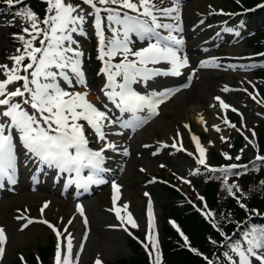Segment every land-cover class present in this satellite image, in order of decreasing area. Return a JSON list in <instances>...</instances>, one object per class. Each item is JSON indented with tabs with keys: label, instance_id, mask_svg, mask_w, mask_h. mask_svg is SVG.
<instances>
[{
	"label": "snow or ice",
	"instance_id": "6c2138e0",
	"mask_svg": "<svg viewBox=\"0 0 264 264\" xmlns=\"http://www.w3.org/2000/svg\"><path fill=\"white\" fill-rule=\"evenodd\" d=\"M4 3L11 9L23 4V0H4ZM44 3L46 9L42 19L27 7L14 13V16L26 25L21 27L23 34H13L14 38L21 42L22 47L16 49L17 54L8 57L12 61L11 66L0 64V74L3 77L0 78V180H6L8 184L13 185L17 182L14 135H18L26 152L36 158L40 164L74 174L68 183L87 190L90 185L106 183L101 175L107 171L103 167L105 161L103 153L106 149L116 151L117 146L107 141L104 129L117 121L89 101L87 92L68 91L58 83L60 79L70 86L73 85L74 82L69 77L71 73L76 78L75 83L85 84L82 70L84 53L79 48V42L74 39V34L87 36L84 27L86 23H90L94 29L98 40L97 58L103 61L100 72L106 76V82L101 91L121 113L130 114V118L123 121L122 126L131 127L142 122L138 114L145 109L150 115L156 113V109L168 95L167 92L144 95L136 91L133 85L146 82L158 75L178 77L182 75L181 70L189 66L188 58L180 54L184 40L174 34L182 31L179 0H167V3L166 0H159V3L157 0H77L76 3L71 0H44ZM81 4L88 6L89 10L85 11ZM217 14L236 15L222 11ZM89 17H91L90 21ZM200 23H203V20ZM105 28L111 32L110 37L105 36ZM158 30H165L167 34L162 35ZM224 30L233 31L232 28ZM131 34L141 41L147 40L146 46L133 49L130 46ZM37 41L39 46L36 44ZM118 55L121 56L120 61L112 63ZM161 62H165L170 67L166 70L149 67ZM208 63L202 61L200 66H207ZM14 84L18 86L14 90H9V86ZM224 91H228L227 87ZM252 98L256 99L255 96ZM215 99L219 102L221 109L230 107L220 97ZM257 102L260 103V101ZM232 111L238 110L232 108ZM201 120H203L202 117ZM224 123L229 124V121L225 119ZM229 126L236 127L234 124ZM86 127L91 129L98 142L104 141L100 149L93 150L89 147ZM184 127L187 128L188 125L185 124ZM213 127L217 132L220 131L218 126ZM179 135L178 132L177 136ZM255 135V132H252V136L255 137ZM192 139L196 142L199 153L196 163L203 165L210 172L221 173L219 178L222 180L223 188L229 196L237 199L239 207L247 210L246 205L240 202V197L236 196V193L242 190L236 183L229 184L228 177L240 175L234 170L247 169L248 166L228 164L220 168H212L206 163V149L200 145L196 137ZM220 139L226 138L221 136ZM245 140L253 144L247 136ZM209 143L212 142L209 141ZM171 147L177 148V143L174 141ZM181 149L182 146L177 148V150ZM188 154L192 155V153ZM123 155H128L127 149L123 150ZM223 155L225 159H232L228 153ZM235 159L240 160L241 156L237 155ZM255 161L264 162V156L257 155L253 164ZM85 172H87L86 175ZM261 183L264 184V182ZM112 190L113 207L109 211H114L123 225L124 217L121 215V208L117 207V193L120 186L114 181ZM145 195L148 194L145 193ZM200 199L203 200V197ZM47 207L48 203L45 202L40 209L41 214ZM122 207L126 210L128 205L124 204ZM252 211L256 212L255 209ZM77 212L84 216L81 205H77ZM204 214L214 216L211 211ZM148 218L149 231L146 239L151 244V249L148 244L144 247L150 258L155 253L152 264H161L158 244L152 235L154 223L151 200L148 203ZM17 219H27V224L23 227L33 223V220L23 216H18ZM127 219L132 227H137L130 213ZM39 222L47 224L57 237L54 264H77L79 254L73 252L71 234L68 233L63 237L67 243L62 245V233L46 220ZM84 224L86 226L88 224L86 217ZM173 226L175 227V224ZM212 227L216 228L217 225L213 223ZM177 231L180 230L177 228ZM180 235L187 245V236L182 232ZM221 235L223 236L224 233L221 232ZM84 237L87 238V232ZM5 243V231L0 228V258L4 256ZM225 246L229 249L224 253L227 264H254V261L264 264V226L250 225L242 232L241 239L234 242L231 237H226ZM80 248L83 249L82 244ZM191 251L196 252V249ZM205 260L207 264H214V261L207 257ZM94 264H102V262L97 258Z\"/></svg>",
	"mask_w": 264,
	"mask_h": 264
},
{
	"label": "rangeland",
	"instance_id": "374dc122",
	"mask_svg": "<svg viewBox=\"0 0 264 264\" xmlns=\"http://www.w3.org/2000/svg\"><path fill=\"white\" fill-rule=\"evenodd\" d=\"M230 1L188 0L187 4H179L182 31L174 34L184 40L180 54L188 58L189 66L182 69V75L178 77L159 75L146 82L133 85L136 91L144 95L163 92H167L168 95L164 98L163 103L158 106L156 113L150 115L146 109L138 114L142 119L144 116H148L147 119L137 123L141 124L138 129H136L135 124L131 127H124L125 129L122 130L116 123L104 129L107 141L117 146L116 151L106 149L103 153L106 160L103 167L107 171L101 175L106 183L90 185L87 190H84L76 185L66 184L65 178H60L58 175L51 178V175L55 174V170L42 168L38 179L41 185L35 187L36 177L32 171L33 163L27 170L28 165H25L26 161L23 160L25 153L22 149V143L19 141L18 135H14L18 185L6 184L0 191V228H3L6 234L5 251L1 264L15 263L14 257L17 250L27 253L30 247L37 249V246L48 242L49 235L41 225H32L31 223L28 225L32 226L23 227L27 224V219H17L19 212L28 219H49L55 223L59 222L62 228L67 227L66 236L68 233L71 234L73 252L79 254V264L97 258L101 261L121 259V256H128L130 253L124 244L125 238L122 235L123 229L120 222H118L115 212L109 211L113 207V181L120 186L117 193V207L121 208V215L126 219L125 221H128L129 213L133 221L140 220L137 226L138 230L142 231L146 221L149 220V200L152 203L153 216L158 215L163 206L164 193L161 186L163 174L174 173L175 177L180 176L184 182H191L192 179L201 176L202 172L194 165L199 158V153L193 137H196L200 145L206 149V163L209 166L214 164V155L210 153V147L222 155L223 153L240 155L239 161L255 156L254 151L245 142H241L236 147L230 145L229 138L234 129L233 127L228 128L223 123L221 112L232 111V108L237 109L238 111L234 113L237 116L238 129L240 133L245 135L251 133L255 120H264V113L259 110L257 103L252 98L254 82L258 76L254 70L263 65L246 62V56H239V53L248 55L246 53L248 49L241 46L235 47L234 44L225 45L221 53L216 56H236L240 61H236L238 62L236 64L218 62L212 50H206L204 45L209 39L207 37L209 34L219 31L216 27L221 25L218 24L219 22L227 23L226 25H239L242 17L230 21L232 18L217 14L220 11L225 13L224 9L231 6ZM257 17L261 21L255 19V27L261 29L263 28L261 26L263 18ZM88 20L90 21L89 18ZM201 20L203 23H200ZM20 22L21 20L14 21V23ZM6 27L5 22L0 20V64L11 66L12 61L8 57L17 54L16 49L21 48L20 45L22 44L19 40L12 43L7 39ZM84 27L87 36L74 34V39L79 42V48L85 54L89 47L87 37L92 34V31L90 23H86ZM158 31L162 35L167 34L165 30ZM204 33L208 34L202 38ZM110 36L111 32L108 37ZM130 39L132 41L130 46L133 49L145 47L148 42L147 40L141 41L134 34L130 35ZM191 51H195L192 57L189 56ZM120 57L118 55L114 59H120ZM202 61L209 63L207 66L201 67ZM156 66L163 70L170 67L165 62L156 64ZM259 69L264 71L263 68ZM82 70L85 77L84 85L75 83L76 78L71 73H69V77L74 82L73 85L70 86L60 79H58V83L68 91L87 92V99L97 108L105 111L109 117L116 112V115L120 117V122L127 121L130 114L116 111L115 106L110 101L105 100L101 91L104 80L101 79L100 72L91 76L86 72L85 67L82 66ZM190 76L191 79L189 80ZM260 77L264 79V72H261ZM0 78H3L2 74H0ZM184 82L188 83L186 87L182 86ZM17 86L18 84L10 85L9 90H14ZM173 87L178 88L175 92L170 93L169 90ZM226 87L228 91H224ZM199 92L204 95L205 99L200 103L201 108L207 106L211 112L210 117L203 116L200 110L194 114L195 112L190 113L188 109L189 104L194 102L192 98ZM250 93L252 95H249ZM216 97H220L230 107L221 109L219 102L215 99ZM217 122L222 123V125H216ZM203 123H212L213 126H218L220 131L217 132L215 128L207 129L202 126ZM185 124L188 125L187 128L184 127ZM116 130L122 131V133L131 131L132 134L125 141L120 133L115 134ZM178 132L179 136H177ZM86 135L89 141L96 139L91 129L87 127ZM221 136L226 139L221 140ZM174 141L177 143V148L182 146L183 151L178 155L167 150V147L172 149L171 145ZM209 141L212 143L210 144ZM93 144L100 149L104 141L98 142L96 139ZM124 149L128 150V155H123ZM188 153H192V155ZM188 159L191 160V163ZM141 169H145V171H141ZM149 182L151 185L146 187ZM187 185L192 187L191 195L199 199L198 189L193 187L192 183ZM145 193L148 195L146 196ZM42 201L47 202L48 207L44 209L41 216L37 211V205H40ZM124 204L128 205L126 210L122 207ZM77 205L82 206L83 217L77 212ZM85 217L88 221L87 226L84 224ZM153 223L155 228L159 221L155 218ZM83 231L87 232L86 239ZM81 244L83 245L82 250Z\"/></svg>",
	"mask_w": 264,
	"mask_h": 264
},
{
	"label": "trees",
	"instance_id": "16d2710c",
	"mask_svg": "<svg viewBox=\"0 0 264 264\" xmlns=\"http://www.w3.org/2000/svg\"><path fill=\"white\" fill-rule=\"evenodd\" d=\"M242 1L246 5H249L255 0H242ZM262 34H264V28L262 29ZM260 148L261 150H264V140H261ZM250 179H253L255 183H259V179L261 178L259 177V175H255L254 177L247 176L245 180L242 179L241 182L242 184H244ZM260 191H261V197L250 198V205L254 208H260V209L264 208V193L262 192V189H260ZM209 197L207 198L210 201V199H212V196L209 195ZM170 201L173 202L172 200ZM170 204H171V208H168L170 211L169 214H171L172 217L176 218L179 221V224L183 227V229L187 231V233L191 237L192 244L196 245L201 250H205L206 245H205V240H204V234L207 231H209L207 228L209 224L208 225L204 224L202 222L203 219L198 218L195 213L194 215L196 218L194 216L186 217L187 215L184 214V212L186 211L187 207H178V206L173 205L172 203ZM251 213H253L252 210H251ZM238 214H239V217H242V216L245 217L246 215V213L244 212L242 213L241 211L240 213L238 211ZM232 226H234V224H232ZM161 229L164 230V227H161ZM211 230L216 231L214 230V228H211ZM167 233L168 231L165 229V233L161 234V242L163 246H170L172 249L171 240L163 238L164 234H167ZM169 236H174V234L170 232ZM125 245L126 247H128V250L130 251V255L125 258H121L120 264H144V259L142 258L138 247L130 239H126ZM48 251H49V246L40 248V255H41L43 262H46L47 260ZM29 258H31L30 255H29ZM166 262L167 264H201L198 260H196L193 256H191L186 251L176 250V249H172V252H168V254L166 255ZM13 264H17V262Z\"/></svg>",
	"mask_w": 264,
	"mask_h": 264
},
{
	"label": "bare ground",
	"instance_id": "6f19581e",
	"mask_svg": "<svg viewBox=\"0 0 264 264\" xmlns=\"http://www.w3.org/2000/svg\"><path fill=\"white\" fill-rule=\"evenodd\" d=\"M192 100L194 101L193 103H190L189 104V107H188V109H189V111H190V113H192V111L193 112H195L194 114H196L199 110H200V113L203 115V116H205V117H210L211 116V112H210V110L207 108V106H203L202 108H201V105H200V103H202V100H205L204 99V95L201 93V92H199L194 98H192ZM195 104V105H194ZM199 104V105H198ZM207 105H208V103H207ZM212 105H214V104H212ZM205 119V118H204ZM207 120V119H206ZM228 131V130H227Z\"/></svg>",
	"mask_w": 264,
	"mask_h": 264
}]
</instances>
